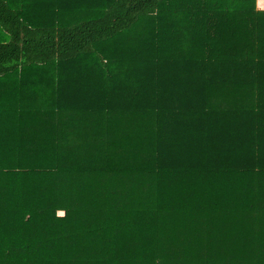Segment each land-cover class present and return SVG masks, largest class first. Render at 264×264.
Returning a JSON list of instances; mask_svg holds the SVG:
<instances>
[{"label": "trees", "instance_id": "obj_1", "mask_svg": "<svg viewBox=\"0 0 264 264\" xmlns=\"http://www.w3.org/2000/svg\"><path fill=\"white\" fill-rule=\"evenodd\" d=\"M257 0H0V264H264Z\"/></svg>", "mask_w": 264, "mask_h": 264}, {"label": "crops", "instance_id": "obj_2", "mask_svg": "<svg viewBox=\"0 0 264 264\" xmlns=\"http://www.w3.org/2000/svg\"><path fill=\"white\" fill-rule=\"evenodd\" d=\"M258 2H261V9H264V0H257ZM259 7V6H258Z\"/></svg>", "mask_w": 264, "mask_h": 264}, {"label": "rangeland", "instance_id": "obj_3", "mask_svg": "<svg viewBox=\"0 0 264 264\" xmlns=\"http://www.w3.org/2000/svg\"><path fill=\"white\" fill-rule=\"evenodd\" d=\"M256 4H257V7L259 6L258 8H260V7H261V2H258V1H257V3H256Z\"/></svg>", "mask_w": 264, "mask_h": 264}]
</instances>
